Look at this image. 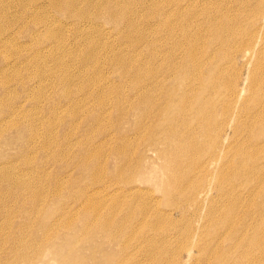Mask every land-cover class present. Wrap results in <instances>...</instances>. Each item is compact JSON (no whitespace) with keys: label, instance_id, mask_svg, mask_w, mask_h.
<instances>
[{"label":"bare ground","instance_id":"obj_1","mask_svg":"<svg viewBox=\"0 0 264 264\" xmlns=\"http://www.w3.org/2000/svg\"><path fill=\"white\" fill-rule=\"evenodd\" d=\"M78 1L91 4L79 8ZM244 1L234 0L237 7L236 12H232L231 20L227 0H168L162 8L156 10L155 17L161 25L154 29L148 26V20H142L148 17V4L145 0H62L60 6L63 10L83 19L96 16L106 8L109 10L107 15H112L111 19L120 24L118 26L121 29V39H128V32L135 34L129 36L130 43L125 39L126 43L135 45L132 50L128 48L129 44L127 46L119 42L117 49L110 46L113 67L124 76L125 82H129L132 92L129 98H124L125 102L123 97L117 98V114L122 115L132 109L135 114L133 136L136 135L139 140L143 139L149 147H158L159 153L162 152L163 157L167 158L163 166L166 168V178L161 186L168 196L179 197L172 210L175 212L179 209L181 215L187 216L189 212L196 214V211L203 208L208 218L205 226H210L208 230H201L195 235L191 228L181 230L175 225L161 224L164 218H160L162 216L153 210L154 216L148 220L146 217L141 218L145 228L148 227V234L143 232L133 245L132 230L125 224L120 225L116 219H110L116 218L113 215L105 217L101 212L103 201L100 200L99 203L93 200V194L99 192L100 187H104L97 184L99 178L96 180L92 174L89 181H86L82 174H65L64 177V172L62 175L51 176L44 165L33 166L28 163L29 158H26L24 162L28 166L25 174L22 170L14 168L12 163L0 166V176L7 184L3 192L0 188V196L8 197L10 201L20 205H26L24 199L28 198L27 204H30L31 211L27 214L22 211L20 214L22 218L25 217V228L32 234L27 238L14 236L7 254L0 257L3 258L0 264H35L43 260L47 252L54 258H59L62 264H84L85 260L93 264H123L121 258L128 257L130 246L146 253L148 260L153 264H161L162 261L168 264L171 257L182 256V249L175 247L180 240L177 237L182 236L188 244L187 260H192L191 264H264V69L257 70L260 64L257 61L264 55V8L258 7L261 16L250 20L251 28L248 33L252 32V41L246 42L242 47L240 43L237 44L242 33L238 13ZM103 2L108 5H103ZM169 9L176 10V13ZM2 10L1 6L0 41L5 39L4 33L7 31L4 27L7 16ZM173 15L179 17L176 25L170 17ZM196 16H201L202 19L198 20ZM174 26L178 27V33H175ZM123 27L127 28L128 32L124 31ZM93 28L97 29V25ZM148 29L151 30L150 39ZM58 43L55 40V44ZM120 46L123 47L120 48L121 54L117 52ZM139 46H142L144 51L140 56H135L138 55L135 51ZM63 47L56 48L60 50L58 56L54 57L53 54L55 61L61 57L58 59V68L63 73L59 78L61 82L64 79L68 81L69 77L65 75L63 68L66 65L62 56L65 53L74 54ZM237 55L244 59L240 69L247 66L248 75L254 70L243 86L239 85L242 71L235 72L234 59ZM91 56L90 51L85 54L81 68L84 69L88 65L86 59ZM148 56L152 57L149 61ZM100 57L97 56L96 60L99 61ZM100 80L98 83L103 84ZM85 82H89V79ZM101 84L97 85L103 90L107 87L110 90L118 88L120 93V82L113 85L107 81L106 86ZM3 85L8 87L5 83ZM160 96L163 97L161 102L158 100ZM156 98L158 101L155 102ZM100 100L103 102L104 98ZM149 106L157 115L156 121L148 129L145 119L148 118ZM194 120V123H189ZM224 120H228L225 125L222 124ZM15 123V120H11L6 125H0V131L13 127ZM34 133L41 135V131L35 130ZM42 135L48 143V148L43 150L47 151L45 153H50L51 156L58 154L60 157V151L68 153L65 144L56 140L50 123ZM126 138L121 137L118 149L115 145L112 152L126 156L130 144ZM177 138L186 139V144L180 143ZM83 142L80 141L81 150L76 154V164L79 160L80 163L85 161L91 153L92 147L87 145L86 141ZM121 144L122 150L119 149ZM205 149L207 151H204ZM196 151L200 157L194 161L192 157ZM205 152H209L207 158L202 156ZM180 158L188 161L186 168L191 171V163H198L204 177L190 182V172L175 167L176 160ZM123 162L124 160L122 164ZM124 171V165L114 170L117 179ZM212 176L216 182V197L227 200L222 210L219 209L220 205L215 198L208 193V183L213 179ZM110 186L111 184H108L106 187ZM237 186H245L246 190L241 192V189H236ZM132 188V185L125 187L121 194L111 197L112 204L129 205L132 194L138 190ZM54 199L56 203L52 210L55 214L51 210L50 219H42L39 226L34 224L36 214L43 217L48 213H45V209ZM239 205H251L255 217L245 218L244 215H249L250 212L247 209L237 210ZM8 207L9 203L6 208L11 209ZM40 209L43 212L39 213ZM142 215H146L145 211ZM80 216V227L76 228L68 243L63 241L55 247V236L58 232L73 227ZM104 237H108L112 247L114 242L120 245L117 251L113 250V254L105 258L106 251L102 247L106 240ZM0 239L2 243H8L10 240L8 236L2 235ZM66 245L64 252H61V247ZM80 248H86L87 252L76 254V250ZM99 254L102 255V261L96 260ZM194 254L195 258H192ZM167 257V261L161 260ZM169 264H179V260Z\"/></svg>","mask_w":264,"mask_h":264},{"label":"rangeland","instance_id":"obj_2","mask_svg":"<svg viewBox=\"0 0 264 264\" xmlns=\"http://www.w3.org/2000/svg\"><path fill=\"white\" fill-rule=\"evenodd\" d=\"M61 2L62 0H57L56 2H52L51 0L0 1V5L3 7L2 11H5L3 13L7 16L6 25H4L7 28V31L4 33L5 39L0 41V122L2 121L0 125H6L11 120L16 121L13 127H6L0 131V166L12 163L14 168L22 170L21 172L25 174L28 165L24 161L26 158H29L30 162L28 163H31L33 166L38 165V167L44 165V168L51 176H55L56 174L62 175V172H64L62 175L64 177H66L65 174L73 176L82 174L84 179L89 181L92 174H94L96 180L99 178L97 181L99 186L106 187L108 184H111L110 187H106L105 189L104 187H100L98 189L99 192L93 194V200L96 202L103 201L101 212L102 214L104 213L105 217L113 215L116 218L110 219H116L120 225L125 224L132 230V235L134 234V236L131 238V243L133 245L137 243L136 240L140 238L143 232L145 235L148 234V227L145 228L143 219L141 218L146 217L148 220V218L154 216L153 210L157 211L159 216H162L160 218H164L162 220L163 223L160 222L161 224L175 225V227L181 230L191 228L190 230L195 235H198L201 230H208L210 225L206 224L205 226L208 218H206L203 208L200 211H196V214L189 212L187 216L181 215L178 212L179 209L175 210V212L173 211L174 209L172 210L175 207V202L179 201V197L168 196L161 186L166 178V168L163 166L167 158L163 157L162 152L161 154L159 153L158 147H149L142 141L143 139H140V141L136 138V135L133 136L135 114H133L132 109L127 110L122 115H118L120 113L117 114L115 106L117 98L123 97V102H125L124 98H129L132 92L128 85L129 82H125L123 80L124 76L115 71L113 67L110 46L117 49L118 42L122 45L127 44L128 46L130 43L129 36L135 34L128 32V29L123 27V30L128 32V39L127 37L121 39V31H119L121 29L118 26L120 24L115 19H111L112 15H107L109 10H106L105 7L96 16L92 15V17L83 19L63 10L62 6H60ZM167 2L168 0H145V3L148 4V17L142 20H148L150 28L153 27L155 29V27L161 25L155 17L156 10L162 8ZM87 4L78 1L79 8H84ZM103 5H108V3L103 2ZM227 5L231 11L228 14L232 20V12H236L237 5L234 3V0H227ZM141 6L143 5L141 4ZM258 7L264 8V0H245L239 7L238 14L241 19L242 33L240 38H238L239 42L237 44L240 43L242 47H244L246 42L252 41V32L248 33V29L251 28L249 27V22L261 16L258 12ZM169 10L176 13L174 9ZM170 17L173 20V24L176 25L179 17L176 18V15ZM196 17L198 20L202 19L201 16ZM246 24L247 27H245ZM255 24L256 21L254 22ZM94 25H97L99 31L93 28L95 27ZM174 28L175 33H178V27L174 26ZM150 37L151 30L148 29V39ZM125 39L129 43H126ZM55 40L60 45L59 43L55 44ZM161 41L164 40L161 39ZM61 46H64V50H70L74 53H65L62 56L66 65L63 68L65 69V75L69 76L68 81L64 79L63 82L59 79L63 73L58 68L60 65L58 59L61 57L56 59V61L53 60V54L56 57L58 56L57 53H60V50L56 48ZM134 46L129 44L128 48L132 50ZM162 46L164 47V42ZM120 48L123 47L120 46L117 52L121 54ZM89 51L92 56L86 59L88 65L83 69L81 68V64L84 65L83 59ZM143 51L142 46L137 47V51L135 52L138 55L135 54V56H140ZM97 56H101L99 58L100 62L96 60ZM151 59L152 57L148 56V61ZM243 62L242 56L237 55V58L234 59L235 72L242 71V78L239 82V85L242 86L246 84L254 72L253 70L248 75L247 66L240 69ZM257 62L260 63L257 70L264 69V55H261ZM255 65L253 68H255ZM45 70L46 72H41ZM88 79L89 82H85ZM99 79H101L100 81L103 84L98 83ZM105 80L113 85L120 82V93L118 88L110 90L107 87L103 90L97 85L106 86L107 81ZM3 82L8 87L5 88ZM100 98H104V101L101 102ZM132 99L135 101L134 98ZM154 100L155 102L158 100L161 102L163 101V97L160 96L158 100L157 98ZM156 115L154 109L149 106L148 118L145 119V125H148V129L156 121ZM194 122L195 120L189 123ZM221 122L222 120L218 124ZM227 122L228 120L222 124L225 125ZM49 123L50 128L56 136V140L59 143L65 144L64 146L68 151V153L60 151L61 157L57 154L59 159L56 158L57 155H52L54 156L53 158L50 153L43 151L48 148V143L42 134H44ZM35 130L41 131V135H36L34 133ZM154 130L155 128H153ZM121 137H127L126 140L130 141L126 156L116 155V153L112 152V148L115 145H117L118 149V144L122 141ZM176 140L182 144H186V139L179 140L177 138ZM80 141H86L87 145H90L92 149L85 161L83 160L80 163L79 160L76 164L78 160L77 155L81 150ZM83 143L85 145V142ZM119 149L122 150V144ZM170 149L173 150V148ZM204 151H207V149ZM202 156L203 158H207L209 152H205ZM199 157L200 155H198L197 151L194 152L192 157L194 161L195 159L199 160ZM122 160H124L123 164ZM42 161L43 164H41ZM196 164L191 163L193 169L191 171L186 168L188 161L185 162L180 158L176 160L175 167L178 169L183 168L187 172H190L191 182L194 179L197 181L204 177L199 164ZM120 165H124L125 171L117 179L114 170ZM208 184L210 187L208 193L215 198L214 200L220 205L219 209L222 210L227 200L223 197H216V182L214 178ZM131 185L133 186L132 189L138 190H135V193L132 194L130 204L122 203L119 206H114L110 201L111 197L121 194L122 189ZM6 186V181L0 176V188H2V192ZM236 189H241L240 191L242 192V190H246V187L237 186ZM27 200L28 198L24 199L26 205H20L19 203L10 201L8 197L3 198L0 196V235L10 238L8 243H2L0 239V257L7 254L11 239L14 236L27 238L28 235L32 234L29 229L25 228L26 224H23L25 217L22 218L20 214L22 211L23 214L29 212L30 204H27ZM7 203L10 204L8 208L11 209L6 208ZM54 203H56L55 199L47 205L45 213H48L43 217L41 214H36L37 217L34 220V224H38L39 226L42 219H50L52 213L55 214V211L52 210ZM188 207L190 211L191 205L189 204ZM245 209L250 212L249 215H244L245 218L255 217L251 205L249 207L239 205L237 208V210ZM143 211H145V216L142 215ZM41 212H43L42 209L39 210V213ZM80 218L81 216L76 219V224L73 227L58 232V235L55 236V247L63 241H67L68 243L70 236H73L76 228L80 227ZM104 238L106 240L101 245L103 250L106 251L104 252L105 258L107 255L113 254V250L117 251L120 245L114 242L112 247V242L109 241L108 237ZM177 239L180 240L175 247L178 246L182 249V256L179 258L171 257L170 262L177 263L179 260V264H191L192 260H187L188 244H186V240H184L183 236L177 237ZM191 243L194 246L193 240ZM66 247L67 245L62 246L61 252H64ZM51 249L53 250V248ZM83 252H87L86 248L84 250L83 248L76 250V254ZM128 252L130 253H128V257L126 258H121L122 255L118 256V259H122L123 264H153L148 260V255L138 248H131L130 246ZM52 257L53 255L47 252L44 254L43 260L38 261V263L35 262V264L63 263H61L59 258ZM168 257L161 260L167 261ZM192 258H195V254ZM96 260L102 261V255L99 254ZM86 262L93 264L86 260L84 264H87ZM161 264H164V261Z\"/></svg>","mask_w":264,"mask_h":264}]
</instances>
